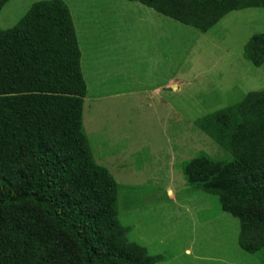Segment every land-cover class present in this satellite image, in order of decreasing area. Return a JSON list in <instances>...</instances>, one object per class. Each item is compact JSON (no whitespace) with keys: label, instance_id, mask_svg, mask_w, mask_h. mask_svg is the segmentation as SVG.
I'll return each mask as SVG.
<instances>
[{"label":"trees","instance_id":"16d2710c","mask_svg":"<svg viewBox=\"0 0 264 264\" xmlns=\"http://www.w3.org/2000/svg\"><path fill=\"white\" fill-rule=\"evenodd\" d=\"M8 1L0 0V12ZM125 1L202 34L229 13L264 9V0ZM243 56L264 64V33L247 41ZM80 60L62 0L36 2L12 28H0V264L162 261L118 220L117 183L95 162L82 124ZM193 128L217 153L185 162L186 184L216 198L239 223L240 250L264 264V88L200 115Z\"/></svg>","mask_w":264,"mask_h":264},{"label":"rangeland","instance_id":"374dc122","mask_svg":"<svg viewBox=\"0 0 264 264\" xmlns=\"http://www.w3.org/2000/svg\"><path fill=\"white\" fill-rule=\"evenodd\" d=\"M40 1L9 0L0 28ZM62 1L87 87L83 128L95 162L117 183L118 220L132 227L130 240L161 256L157 264H262L238 247V221L192 190L181 167L200 154L216 157L195 118L264 88V64L243 56L264 33V9L229 13L202 34L138 3Z\"/></svg>","mask_w":264,"mask_h":264}]
</instances>
